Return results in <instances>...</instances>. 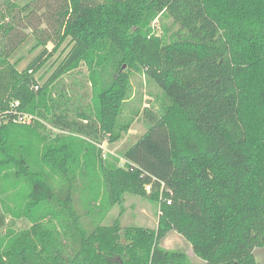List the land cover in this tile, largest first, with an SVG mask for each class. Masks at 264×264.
<instances>
[{"label": "trees", "instance_id": "obj_1", "mask_svg": "<svg viewBox=\"0 0 264 264\" xmlns=\"http://www.w3.org/2000/svg\"><path fill=\"white\" fill-rule=\"evenodd\" d=\"M5 2L0 264H191L160 247L172 231L204 264H256L253 251L264 249V0H58L55 39L32 28L30 51H41L22 70L21 59L10 60L23 38L11 43L16 8ZM149 40L160 42L159 61L144 56ZM57 52L64 57L34 91L36 74ZM82 65L90 107L70 117L55 100V82ZM136 74L159 90L161 104L143 109L147 129L117 166L95 144L127 132L130 121L119 118ZM22 113L29 124L13 122ZM162 183L174 186L171 195ZM125 195L158 207L156 229L122 234L119 218L104 224ZM7 217L31 225L15 231Z\"/></svg>", "mask_w": 264, "mask_h": 264}, {"label": "rangeland", "instance_id": "obj_2", "mask_svg": "<svg viewBox=\"0 0 264 264\" xmlns=\"http://www.w3.org/2000/svg\"><path fill=\"white\" fill-rule=\"evenodd\" d=\"M10 4H13L16 8L12 11L14 16V29L10 35L11 43L18 44L17 49L10 57L11 62L21 59L18 64V69H24L41 49H37L31 52L32 46L35 44V40L32 35V28L43 30L44 37L50 36L55 39L54 30L52 25L54 23L55 13L58 11V0H8ZM5 0H0V9L5 10ZM22 9V11H21ZM33 12V14H31ZM28 14L30 16V22L26 21L24 17ZM10 21L6 19L5 22ZM30 23V24H29ZM171 21H166L164 27H168L170 31L174 28L170 26ZM29 24V25H28ZM155 34L157 37L162 36L164 27L160 26L158 21L153 23ZM7 38H4L7 42ZM160 42L147 41L143 47V53L145 58H154L159 61V48ZM65 44L62 46V48ZM47 50L50 51L53 48L52 43H48ZM61 48V49H62ZM60 49V50H61ZM64 53L57 52L52 59L45 64V66L36 74L37 85L33 86V90L37 91L43 86L48 79L51 78L55 68L60 63ZM88 72L85 66L79 67L77 70L63 75L55 82L54 97L58 105L62 108L66 107L70 117L80 111H86L90 107L91 87L88 82ZM228 95L224 98L226 101L229 99ZM161 104V94L159 90L149 84L145 77L141 74H136L131 77V97L123 105V110L119 118L120 124H125L130 121L127 132L122 133V137L119 141L110 143L109 135H105L100 143H96L95 146L100 150L101 156L107 161L118 160L117 166L123 165L121 155L132 144H134L143 133L146 131V125L144 124L142 111L145 108H151L154 111H158ZM226 117L231 118V108L227 104ZM20 115V114H19ZM28 115L22 113V118L29 119ZM18 116L15 115L13 119ZM49 134H60V131L54 129L48 123H44ZM228 124L233 126L232 120H228ZM225 154L229 159H233L231 154L226 150ZM169 187V188H168ZM174 186L169 184L167 189L172 191ZM158 207L155 204L150 203L147 199L136 197L132 195H125L122 210L120 207L115 206L107 215L104 222L105 225L111 224L116 218H119L120 226L122 228L121 233L129 227H144L149 229H156L158 220ZM7 222L15 231L28 228L31 223L25 219H10L7 217ZM4 233V229H0V234ZM160 247L165 250L180 251L186 254L191 264H204V262L196 257L191 249V246L183 239L181 235L176 232H170L161 242ZM256 264H264V249L257 248L253 251Z\"/></svg>", "mask_w": 264, "mask_h": 264}, {"label": "built area", "instance_id": "obj_3", "mask_svg": "<svg viewBox=\"0 0 264 264\" xmlns=\"http://www.w3.org/2000/svg\"><path fill=\"white\" fill-rule=\"evenodd\" d=\"M17 118L16 119H13V122L14 123H18V124H29L32 120L31 116H27L29 119H26V118H22V114H17ZM145 191L146 192H149L150 191V186H146L145 187ZM168 193L169 195L172 194L171 191H169L167 188H166V185L164 183L161 184V193ZM167 204H170V201H167Z\"/></svg>", "mask_w": 264, "mask_h": 264}]
</instances>
